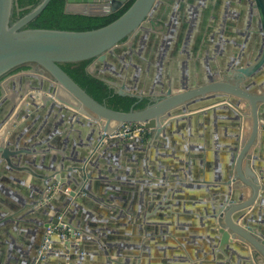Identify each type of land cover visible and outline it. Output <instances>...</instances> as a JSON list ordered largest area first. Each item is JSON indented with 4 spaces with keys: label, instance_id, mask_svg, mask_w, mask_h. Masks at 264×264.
<instances>
[{
    "label": "water",
    "instance_id": "water-1",
    "mask_svg": "<svg viewBox=\"0 0 264 264\" xmlns=\"http://www.w3.org/2000/svg\"><path fill=\"white\" fill-rule=\"evenodd\" d=\"M66 1L68 14L106 16L120 10L129 0ZM184 1L135 0L110 24L76 32L23 29L51 0H43L16 22H12L15 0H0V141H6L0 144V180L2 177L3 182L12 180L21 187L27 175L32 176L25 199L11 201L0 196V203L14 212L0 220V226L26 232L21 227V224L26 225L24 219L36 216L41 222H35L38 224L36 231L28 235L39 233V228L43 242L49 229L54 231L51 240L59 235L57 229L63 230L66 240L58 241L63 255L56 264H73L77 253L90 250L106 256L107 264H120L121 250L112 244L109 249L105 245L92 249L87 246L96 244L89 235L99 237L98 243L106 242L104 230L92 224L86 215H74L79 204L85 202L83 196H89L92 185L99 184L91 182L94 178L87 164L95 165L98 148L103 150L104 143L128 145L137 142L132 134L124 133L126 125H141L148 130L151 144L154 139L159 140L162 133L168 138L174 131L172 128H189L193 121L213 113L227 114L234 130L230 128L225 133L230 142L229 158L224 165V176L218 175L216 179V182L221 181L220 186H214V194L210 196L212 205L206 224L209 245L216 252L210 251L226 261L236 255V264H264V223L257 218V211L264 204V177L257 180L254 170L259 168L252 163L256 156L250 153L257 144L259 132L264 130V94L255 93L264 88V0H254L247 26L236 31L232 40L226 39L227 50L220 53L215 47L212 54L208 52L210 55L205 61H214L220 53V69L207 71V78L202 77L197 84L190 83L188 78L193 77L194 72L188 71L185 65L181 70L175 65L170 72L173 51L177 52L181 63L186 58L185 46L180 48L177 44L180 39L177 38L174 47L172 44L177 25L184 20L194 21V16L188 19ZM178 4L180 11L176 9ZM213 25L218 26L217 22ZM213 34L211 38L215 43L218 34ZM249 49L253 52L252 58L243 66L247 58L245 51ZM226 53L230 56L226 57ZM86 60H93L88 69L90 74L114 88L119 95L140 100L150 98L153 103L129 112L116 111L99 103L59 66L60 63ZM24 66L31 68L13 73ZM219 104L225 106L215 107ZM83 127H91L93 131L95 128L96 133L91 134L88 142L77 141L76 155L69 151L65 156L49 155L50 149L59 145L54 142L59 133L66 129L64 134L69 135ZM139 134L136 132L135 137ZM23 138L27 139L26 143ZM190 155L187 171L191 175L190 166L198 167L199 159L195 154ZM201 186L191 184L195 189ZM246 190L251 192L247 198ZM58 198L62 199V204L58 203ZM101 200L105 208L111 202ZM51 211L54 214L49 217ZM77 235L81 236L80 240ZM55 243L52 240L48 250H42L41 244L38 254L32 256L28 264H51L50 253L53 247H58ZM243 247L245 255H238L236 248ZM16 264L22 263L16 261ZM125 264L135 263L127 260Z\"/></svg>",
    "mask_w": 264,
    "mask_h": 264
},
{
    "label": "crops",
    "instance_id": "crops-1",
    "mask_svg": "<svg viewBox=\"0 0 264 264\" xmlns=\"http://www.w3.org/2000/svg\"><path fill=\"white\" fill-rule=\"evenodd\" d=\"M184 8L189 13L188 19L192 20L193 10L197 9V13L193 17L194 21L179 22L177 25L179 36L176 32L172 44L173 47L177 44L180 48L185 46L184 63L186 64L181 63L177 52L173 51L175 54H171L170 72L172 73L176 68L175 65L180 70L185 65L184 67L190 72H195L196 76L199 71L205 74L212 69L209 61H205L210 54L203 55V46L208 42L206 40H210L208 37H210L209 30L212 29V24L220 18L219 26L214 27L212 31H215L226 44V39L232 40L235 37L228 35V23L225 24L224 20L223 22L220 20L225 18L235 24V27L232 26L233 30H242V25L247 23L240 15L243 13L242 16H246L248 12L246 14L244 12L249 10V6L242 0H199L197 3L185 2ZM176 9L180 10L179 4ZM163 13H165L164 10ZM221 30L223 33L219 34ZM177 38L180 40L176 44ZM252 53L247 50L248 56ZM218 56L219 54L215 56L213 62L219 68ZM223 104L215 105V107L225 106ZM228 117L227 114L204 115L202 119L193 121L189 128L179 130H176V127L172 128L174 131L168 138L162 133L159 140L154 139L151 144H149L151 135L147 131L139 137L134 136L133 140L137 142L128 144L131 146L130 149L123 142L116 145L104 143V151L98 148L95 165L89 162L87 164L90 168L88 172L94 178L91 182L96 181L99 184L98 186L93 184L90 195L83 196L85 202L79 204L80 208L74 211V215L89 217L92 224L104 230L102 234L106 242L98 243L99 237L89 235V239L96 244L87 246L92 249L105 245L106 249H109V244H112L121 250L120 264H125L127 260L135 264H236L238 256L234 255L226 261L221 255L218 256L210 251L216 252V249L209 245L210 233L207 231L206 224L209 218L207 213L212 205L208 197L214 194L212 189L214 186H220L221 181L216 182V179L218 175L224 176V165L229 158L227 147L230 142L225 133L230 128L234 130V127L233 121L227 119ZM65 131L66 129L63 133H59L55 137L58 139L54 141L61 145V148L55 144L50 149L49 155L65 156L66 151L76 155L77 141L81 139L83 143L88 142L91 134L94 131L96 133V129L94 128L93 131L91 127L76 129L69 135L64 134ZM145 138L148 139L145 140ZM62 139L64 140L60 141ZM65 141L70 143L65 145ZM23 142L26 143L27 139L23 138ZM4 143L6 141H0V144ZM250 153L256 156V160L252 163L259 169L254 170V174L257 180L261 181L260 177H264L263 129L259 132L257 144ZM190 154L197 155L199 159L198 167L190 166L191 175L187 171V159L192 156ZM100 159H102L101 162ZM179 175L182 176L179 177ZM2 178L0 180L1 197L15 201L16 198L25 199V196H28L31 175H27L21 187L12 180L3 182ZM191 182L202 186L195 189L191 187ZM69 190L65 194H68ZM250 194V190H246V198ZM101 199L111 200L107 208L103 207ZM57 200L62 204L61 198ZM12 214L14 212L10 207L0 203V220ZM53 214L51 211L49 217ZM34 218H26L27 220L24 219L26 225L21 224L23 231L26 232L20 229L14 230L15 228L11 226L6 228L0 226V264H16V261L28 264L29 259L38 254L37 248L43 242L40 229L37 228L39 233L32 237L28 235L30 231H36L38 224L35 222H41L38 217ZM257 218L264 223V204L257 211ZM77 237L78 240L81 239V236L77 235ZM52 240L57 242L55 245L58 247L55 249L53 247L50 260L51 264H56L63 252L60 250L61 244L58 243L60 237L55 235ZM236 249L238 255H245L244 247ZM97 252L94 250L79 252L73 264H107V257L97 255ZM197 252L199 254H196ZM113 258L116 256L113 255Z\"/></svg>",
    "mask_w": 264,
    "mask_h": 264
},
{
    "label": "trees",
    "instance_id": "trees-1",
    "mask_svg": "<svg viewBox=\"0 0 264 264\" xmlns=\"http://www.w3.org/2000/svg\"><path fill=\"white\" fill-rule=\"evenodd\" d=\"M42 1L43 0H15L12 22L18 21L36 8ZM134 1L135 0H130L123 8L110 15L84 16L66 13V0H51L44 11L24 26L23 29H47L76 32L98 29L119 18ZM92 62L93 60L76 63H60L59 66L92 98L113 110L129 112L131 109L140 110L152 104L150 98H143L140 100L131 96L119 95L114 88L90 74L88 69ZM30 68V66H24L18 68L13 73H18Z\"/></svg>",
    "mask_w": 264,
    "mask_h": 264
},
{
    "label": "flooded vegetation",
    "instance_id": "flooded-vegetation-1",
    "mask_svg": "<svg viewBox=\"0 0 264 264\" xmlns=\"http://www.w3.org/2000/svg\"><path fill=\"white\" fill-rule=\"evenodd\" d=\"M130 1V0H129ZM128 1V2H129ZM187 2H191V3H197V2H199V0L196 2L195 0H186ZM186 1H184V3L186 2ZM228 1H232V0H228ZM128 2H126L125 4H124V6L128 3ZM242 2H244L246 5H248L249 6V10H250V8H251V6L253 5V4H255V1L254 0H249V1H247V0H242ZM220 3H221V1H220ZM229 6H230V4H228ZM123 6V7H124ZM122 7V8H123ZM249 10L247 11H245L244 13L246 14L247 12H248V16L246 15V16H242L243 15V13L240 15V17L241 18H243L244 17V20H246V23H247V21H248V18H249ZM180 11V10H179ZM186 13H188L187 12V10L185 9L184 10ZM253 11H255V9L253 10ZM193 13H194V16H195V14L197 13V9H195V11L193 10ZM244 14V15H245ZM188 15H189V13H188ZM216 17H218V14H216ZM196 18V17H195ZM218 19H220V18H218ZM216 20V21H214V23L215 22H217V25L219 26V24L218 23H220L219 22V20ZM223 20H224V22H223ZM221 22H223V23H228L227 24V26H228V35H232L233 37L235 36V33H236V31L235 30H233V28H232V26H234L235 27V24L234 23H232L231 21H228L227 19L225 20V18H223L222 20H220ZM225 23V24H226ZM247 25H242V27L241 28H245ZM223 27V26H222ZM214 28V25L212 24V29ZM212 29L211 30H209V33H210V37H208V39H210V40H206V41H208V42H206L205 43V45L203 46V55L205 54V53H208L209 51H210V53L212 54V50H215V47L217 48V50H219V52L221 53V52H223L224 50H227V46H228V43H224L225 45V47L224 46H222V43H223V39H221L220 37L218 38V36H215V39H217V41L215 42V43H213V39L211 38V37H213L214 35H211L212 33H214L215 31H212ZM221 32H223L222 30L220 31V32H218L219 34L221 33ZM208 33V34H209ZM209 36V35H208ZM233 39V38H232ZM210 43H211V45H212V47H210ZM216 45H219V48L216 46ZM233 47L234 46H232V49H233ZM222 48H223V50H222ZM248 51H250V49L248 50ZM246 53H247V50L245 51ZM220 53H219V55H220ZM253 54V53H252ZM230 55H232V56H234V53L231 51V53H230ZM229 54H227L226 53V57H228V56H230ZM213 56H214V54H213ZM223 55H221V57H222ZM225 56H223V57H225ZM219 57V59H220V56H218ZM249 57V58H248ZM251 58H252V55L251 56H248L247 55V58L244 60V63H243V66H246L247 65V63L251 60ZM209 63H210V66L212 67V69L214 70V68H217L218 69V67L217 66H215V62H213V61H209ZM184 64H186V63H184ZM221 66V65H220ZM183 67V66H182ZM220 69V68H219ZM193 72V71H192ZM196 73L194 72V74H193V77H192V75H191V77L189 76V81H190V83L191 84H197V83H199V80L203 77H206V76H208V73L206 74H203L202 72H198V75L196 76L195 75ZM207 78V77H206ZM255 93H259V94H264V88H262V90L261 91H259V90H255ZM151 101H152V103H153V99H151ZM244 110V109H243ZM247 112V111H246ZM147 131L148 130H146V129H141V132H140V134H139V136H141V135H143V134H146L147 133ZM148 139V138H147ZM146 138H145V140H147ZM207 197V196H206ZM208 199L210 200L211 199V197H208Z\"/></svg>",
    "mask_w": 264,
    "mask_h": 264
},
{
    "label": "built area",
    "instance_id": "built-area-1",
    "mask_svg": "<svg viewBox=\"0 0 264 264\" xmlns=\"http://www.w3.org/2000/svg\"><path fill=\"white\" fill-rule=\"evenodd\" d=\"M141 125H136V126H131V125H126L125 129H124V133L126 134H132L133 136H135L136 132H141ZM54 231L52 229H49L47 232V237L44 240V244L42 245L41 249H46L48 250L51 247V235ZM57 233L59 234L58 236L60 237V239L62 241L66 240V234L63 230L57 229ZM76 235V234H75ZM41 250V251H42ZM41 251L39 252V256L41 254Z\"/></svg>",
    "mask_w": 264,
    "mask_h": 264
},
{
    "label": "rangeland",
    "instance_id": "rangeland-1",
    "mask_svg": "<svg viewBox=\"0 0 264 264\" xmlns=\"http://www.w3.org/2000/svg\"><path fill=\"white\" fill-rule=\"evenodd\" d=\"M43 244H44V242H43ZM43 244H42V245H43ZM42 245H41V247H42Z\"/></svg>",
    "mask_w": 264,
    "mask_h": 264
},
{
    "label": "bare ground",
    "instance_id": "bare-ground-1",
    "mask_svg": "<svg viewBox=\"0 0 264 264\" xmlns=\"http://www.w3.org/2000/svg\"><path fill=\"white\" fill-rule=\"evenodd\" d=\"M61 97V96H60Z\"/></svg>",
    "mask_w": 264,
    "mask_h": 264
}]
</instances>
